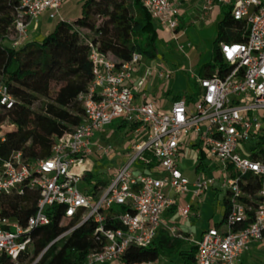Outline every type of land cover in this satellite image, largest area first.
<instances>
[{
    "label": "built area",
    "instance_id": "1",
    "mask_svg": "<svg viewBox=\"0 0 264 264\" xmlns=\"http://www.w3.org/2000/svg\"><path fill=\"white\" fill-rule=\"evenodd\" d=\"M63 1L20 0L11 45L27 40L29 25L41 15L63 19ZM217 1L229 6L235 20L244 21L247 32L242 41L219 42L225 65L217 67L213 75H191L198 88L192 102L182 98L163 107L145 87L150 65L142 76L135 77L141 54L133 52L116 64L110 54L88 41L93 77L78 95L80 122L58 138L47 157L30 161L21 151H13L0 159V196L26 202L29 194L37 195L34 211L25 223L5 214L0 204V257L18 264L19 257L30 250L32 231L49 224L53 212L60 210L59 224L72 218L78 221L56 240L91 220L103 242L99 250L87 253L83 264H125L128 247L147 246L160 228L180 236L176 226H164V214L190 189L193 197H200L216 179L225 190V212L220 224L194 240L195 264H240L253 244H264V159L251 157L264 149V0ZM140 2L166 30L173 32L178 26L179 9L173 0ZM210 5L208 2L204 9ZM173 38H177L175 33ZM154 73L167 79L172 71L160 68ZM13 103L7 87L0 84V104L11 107ZM115 118L141 127L144 136L136 138L129 158L111 172L107 184L96 183L94 190L81 192L78 184L87 172L82 166L92 152L91 138ZM8 127L0 125V141ZM190 143L201 148L204 158L221 165L218 176L198 172L191 181L183 174L180 161ZM111 149L108 145L104 152ZM177 213L187 219L191 204L178 205ZM107 215L121 226L107 227Z\"/></svg>",
    "mask_w": 264,
    "mask_h": 264
},
{
    "label": "trees",
    "instance_id": "2",
    "mask_svg": "<svg viewBox=\"0 0 264 264\" xmlns=\"http://www.w3.org/2000/svg\"><path fill=\"white\" fill-rule=\"evenodd\" d=\"M19 1L0 0V84L7 87L14 99L11 107L0 104V125L10 126L5 129V139L0 141V159L7 158L13 151H21L27 160L34 161L47 157L58 138L81 120L78 95L86 90L93 77L88 41L119 64L133 52L154 61L159 53L158 36L154 19L140 0H82L81 12L72 21L58 20L41 39L25 40L13 47L2 40L13 33ZM178 29L177 26L175 30ZM246 32L244 21L235 20L230 8L223 9L212 44L211 61L201 65L197 74L213 75L217 67H223L219 42L242 41ZM197 90L193 80L192 93L173 97L192 102ZM261 139L264 142V133ZM251 157L264 159V149L253 152ZM202 166L200 161L196 168ZM91 176V172H86L83 179ZM96 187L98 184L94 189ZM36 199V193L29 194L26 202H18L15 196H0V204L5 214L25 223L34 211ZM59 221L60 210H57L49 224L32 231L30 250L19 257L18 264H83L89 251L101 248L103 242L91 220L56 240L78 219L72 218L65 225ZM105 225L121 226L109 215ZM179 233L180 236H174L160 228L147 246H129L123 255L124 263H151L164 256L178 264H195L196 246L189 244L187 233ZM0 264L14 262L1 256Z\"/></svg>",
    "mask_w": 264,
    "mask_h": 264
},
{
    "label": "crops",
    "instance_id": "3",
    "mask_svg": "<svg viewBox=\"0 0 264 264\" xmlns=\"http://www.w3.org/2000/svg\"><path fill=\"white\" fill-rule=\"evenodd\" d=\"M81 2L82 0H64L60 9V16L65 20L72 21L75 17L79 16L81 12ZM208 2L211 3L210 8L204 9V6ZM173 3L179 9V29L178 31L174 30L173 32L169 30L171 35L173 36L175 33L177 37L176 39L182 40L180 45H182L185 50H195V52L199 51L201 53L206 50L209 54L212 50V44L209 43L206 38H210L212 42L215 40L217 36L218 23L223 18L224 6L218 5L217 0H173ZM56 20L58 21L59 18H50L47 13L41 15L37 22H33L29 25L27 40L41 39L44 35L52 30ZM154 23L156 25V33L159 35L158 27L162 26H160L155 20ZM153 64V61L145 63L144 67L142 64H140L138 70L135 73V77L139 78L142 76L144 74L145 66H154ZM149 84L150 82L147 81L145 85L148 94L156 98L165 108H169L172 102L175 101L173 97L174 95L192 93V86L190 85L189 90L185 89L182 93L180 92L178 94L171 95L172 88L180 86L178 85L177 80H175L173 86L167 84V87L164 86L163 88L160 85V87L156 88L153 92L149 90ZM135 101H139V95L137 93L135 94ZM112 126H114L116 130L111 131L109 127ZM120 131L124 138L127 137V140L124 142V146L122 144V148L124 150H121L122 148L119 147L121 148V151H119V148L116 146H119L120 142L116 143L115 146L111 145L110 143V140L113 139L114 136L116 137ZM143 133H145V130H142L141 127H138L137 125L133 127V125L125 123L121 118H115L111 123L103 126L94 133L91 138L93 146L92 152L90 154H93L96 160H98L99 163H102V166H107V170H110L109 172L111 173L113 170L125 164L127 161L126 156L128 157L133 151L134 141H136V138L144 136ZM108 145H110L112 148L111 152L105 153L104 148ZM115 147L118 149L115 150ZM204 159V152L201 150V148L197 144L195 145L194 143H190V146L186 149V155L180 161V168L183 174L192 181L200 169L196 168L197 165L200 161H202L203 164ZM87 165L92 167L93 162L86 158L82 168L88 170L86 167ZM138 166L140 167L139 164ZM216 181L219 182V179H216L215 182ZM219 189L220 184L216 187V185L213 183L200 197H193L190 189L185 195L181 197V202H175L174 206H172V208L164 214V226H176L179 232L188 234L189 244H194V240L198 239L204 230L213 225H218L223 220L226 203L224 202V195L221 199V202H211V199L215 198L214 193L216 192L218 195L217 191H219ZM199 199L201 202H198ZM184 203L191 204V214L185 220L181 219L177 213V206ZM214 204H218L219 209L214 208L213 212L212 207H214ZM218 210L221 213V219L218 222H214L212 225V218ZM260 249H262V252H264V244H253L250 250L241 256L240 264H248V261L245 259V257L248 255L256 257L257 252L260 251ZM257 264H264V258H262V262Z\"/></svg>",
    "mask_w": 264,
    "mask_h": 264
},
{
    "label": "rangeland",
    "instance_id": "4",
    "mask_svg": "<svg viewBox=\"0 0 264 264\" xmlns=\"http://www.w3.org/2000/svg\"><path fill=\"white\" fill-rule=\"evenodd\" d=\"M229 6H224L223 9H227ZM57 22V20H56ZM158 47H159V53L154 59V66H149L151 73L146 75L147 76V81L150 82L149 84V90L151 92L155 91L156 88L160 87V85L164 88L167 84L172 85L177 80L179 87H174L172 88L171 92L173 94H178L184 92L185 89L189 90L190 85L193 86V80L191 76L193 73H197L200 66L208 63L211 61L212 57V52L208 54V52L205 50L204 52H199L195 50H185L184 47L180 48V42L182 41L181 39L177 40L174 39L173 36L171 35V32L169 30H166L163 27H158ZM207 41L211 44H213L212 40L210 38H206ZM12 42V36L11 34L8 37H5L2 40V43L6 45H10ZM212 51V50H211ZM151 59L147 57L146 55H142V61L141 64L144 67L145 63L150 62ZM146 68V66H145ZM160 68H167L172 71L171 74V79H159L156 77V74L154 73L156 70ZM145 71V70H144ZM145 73V72H144ZM181 78V79H180ZM180 79V80H179ZM167 87V86H166ZM115 122V121H114ZM114 126L109 127L111 131L116 130ZM127 140V137L124 138L121 134V131L119 134L113 139L110 140L111 145H116V143L120 142L119 146L116 145L118 148L124 146V142ZM123 144V146H122ZM249 146V145H248ZM246 145V147L248 148ZM115 147V150L118 149ZM119 148V151L124 150L123 148ZM125 148V147H124ZM121 149V150H120ZM126 149V148H125ZM86 158L91 160L93 162V166H86L87 167V172H91L92 176L89 179H81L78 184V189L81 192H84L85 190L92 191L94 189V185L96 183L98 184H107L111 177L113 176L107 169V166H102V163H99L98 160H96L95 156L93 154H87ZM129 158V156H126V160ZM85 163V162H84ZM103 167V168H102ZM221 165L213 160H208L204 159L203 167L199 169L200 173L203 174H211L218 176V171L220 170ZM191 176V175H190ZM194 176V175H193ZM214 184L219 185V182L216 181ZM219 187V186H218ZM218 192V195L216 192L214 193V197L211 199V202H221V199L223 195L225 194V190L220 188ZM217 195V196H216ZM198 202H201L199 199ZM214 208L219 209L218 204H214V207H212L213 212ZM221 219V213L218 210L213 218H212V225L214 222H218ZM222 222V221H221ZM220 222V223H221ZM219 223V224H220ZM223 227V226H220ZM262 258H264V252H262V249L257 252V256H246L245 259L248 261V264H257L259 262H262ZM142 264H178L177 261H171L167 257H160L157 261L151 262V263H142Z\"/></svg>",
    "mask_w": 264,
    "mask_h": 264
}]
</instances>
